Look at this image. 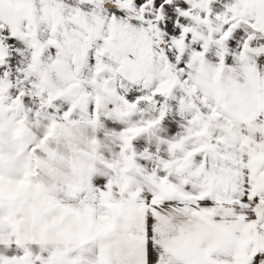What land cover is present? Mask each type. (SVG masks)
<instances>
[{
	"label": "snow or ice",
	"instance_id": "6c2138e0",
	"mask_svg": "<svg viewBox=\"0 0 264 264\" xmlns=\"http://www.w3.org/2000/svg\"><path fill=\"white\" fill-rule=\"evenodd\" d=\"M0 264H264V0H0Z\"/></svg>",
	"mask_w": 264,
	"mask_h": 264
}]
</instances>
